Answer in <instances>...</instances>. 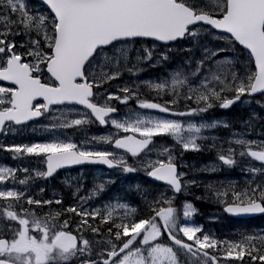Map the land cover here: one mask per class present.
Returning a JSON list of instances; mask_svg holds the SVG:
<instances>
[{
	"label": "rangeland",
	"instance_id": "374dc122",
	"mask_svg": "<svg viewBox=\"0 0 264 264\" xmlns=\"http://www.w3.org/2000/svg\"><path fill=\"white\" fill-rule=\"evenodd\" d=\"M181 1L194 10L213 16H223L226 12V0ZM5 13L7 15L12 13L11 17L16 13V18L12 19L17 24L13 32L7 28L8 24H11V19L4 17ZM55 30V19L43 6H33L28 0H0V50L2 48L7 50L0 54V70L6 68L8 59L15 55L31 66L35 76L47 79L45 64L52 57ZM8 32L19 35L15 42L6 40ZM193 32L195 34L191 35L192 41L184 40L164 46L139 39L120 42L96 54L85 71L89 83L97 87L94 102L103 107L121 105L123 108V114L108 120V128L101 129L99 125L95 127L96 122L91 113L84 109L77 106H62L52 108L38 122L22 127L10 124L4 129L0 135V203L5 200L9 204L8 211H11V214L9 218H5L10 220L8 225L0 219V228L3 224L7 228V232H1V235L10 233V236H20L13 240L10 246L9 256L14 262L49 263L53 259L49 240L54 238L57 232L66 230L73 222L72 215H69L66 207H62V202L58 203L62 200L63 193L54 188V183L47 185L44 182L47 154L75 149L81 154L106 155L122 164L126 170H133L132 165H136L142 170V174H147L153 167L173 163L177 159L170 146L166 142H160L133 163L128 160L126 154L111 147L112 141L125 133L130 132L141 137L169 135L179 140L187 150L195 152L201 150V142L212 140L214 145L221 147L220 149L210 147L218 157L214 160L197 155L191 164L182 163L185 169L181 176L186 178L185 184L188 183V174L192 175L194 171V177L204 173L208 181L206 185L209 187L215 186L222 192L238 191L242 201L251 202L256 200V197L264 199V135L259 136L261 133L251 135L250 122L243 120L238 130L218 137L211 132L226 124V116L205 118L200 121L188 119L185 126H180L181 120L174 119V116L161 115L160 112L148 108L133 109L127 106L128 102L135 104L132 99L129 100L135 95L121 94L131 93L144 86L152 91V94L151 97L144 95L143 101L163 100L169 105L188 101L189 107L192 108L201 105L206 99L209 107H212L228 99V91L234 83L231 80L234 79L237 93L242 98L237 109L249 110L254 104V99L247 94L255 72L250 56L242 54L238 63L242 66L240 68L242 76L237 75V59L233 55L229 37H217L211 34L209 28H197ZM179 54L188 56L192 62L189 64L186 77L176 71L164 72L171 69L164 67L166 65L164 58L168 57L169 64H175L176 61L181 62L177 56ZM158 55L162 56L157 58ZM148 62L153 68L162 67L166 75L142 76L134 80L125 78L126 72L134 73L138 66L142 69ZM195 63L199 66L205 64L199 68L193 66ZM202 70H211V73ZM16 90L14 86L0 82V111L10 107L11 94ZM208 96L213 100H209ZM43 107L44 104L41 102L35 104L36 109L43 110ZM223 167L226 168V175L217 176ZM121 172L123 171L112 172L94 168L79 171L78 174L64 173L57 181L70 186L67 192L74 204L80 197L82 205H88V208L79 206L84 212L104 211L110 220L130 217V223H133L136 207L132 206L125 196L115 198L110 196L114 198V201H111L103 193L108 189V183ZM133 172L135 173L134 170ZM194 182L192 180L190 183ZM170 202L171 197L166 203ZM58 204H61V207H53ZM37 209H42L43 213ZM45 212L50 218L40 219ZM196 212L197 209L192 203H186L179 227L186 239L194 241L202 249L220 248L224 252L227 249H224L225 245H232L229 248H233V243H242L240 249H249L253 252L258 249L256 239H264L258 237L263 235L259 229L251 227L242 228L237 232V236L231 233L224 239L217 238L216 234L199 222ZM220 217L217 214L210 216L209 219ZM20 225L23 227H19ZM260 245L264 247V242ZM221 259L222 264L262 262L261 258L248 259V262H244L241 256ZM116 264L197 263L190 255H184L169 244L160 242L148 248L137 247L125 254Z\"/></svg>",
	"mask_w": 264,
	"mask_h": 264
},
{
	"label": "water",
	"instance_id": "95a60500",
	"mask_svg": "<svg viewBox=\"0 0 264 264\" xmlns=\"http://www.w3.org/2000/svg\"><path fill=\"white\" fill-rule=\"evenodd\" d=\"M44 5L57 22L52 59L46 71L58 84L50 87L33 78L28 65L21 64V58L13 56L5 70L0 71V80L17 86L12 94L11 109L0 112V133L4 126L13 122L25 125L40 119L42 113L33 110V103L45 102V111L51 106L75 104L92 111L94 117L105 126V117L115 113L113 109L93 105L89 99L93 89L87 84L84 69L95 52L118 41L145 39L161 44H171L183 38L189 26L203 23L220 34L230 36L241 48L251 52L257 70L250 96L264 93V0H227V11L221 19L195 13L175 0H34ZM4 52V49L1 50ZM82 80V84L77 81ZM239 99L227 101L222 108L230 109ZM153 142V138H139L133 134L118 138L114 148L127 152L131 157L139 156ZM47 175L59 170H69L83 166H105L108 169L118 165L105 156L80 155L74 150L56 152L46 157ZM177 169L173 165H163L153 169L148 178L154 182L180 188L176 178ZM224 212L232 218H250L264 214V208L257 202L249 205H229ZM162 210L134 233L118 251L107 259L98 260L112 264L143 236L142 246L153 244L161 238L151 225L154 218L162 221L169 241L187 250H193L217 261L209 253L190 244L175 239L168 232L165 214ZM77 238L72 233L62 232L55 245L64 252L77 246ZM8 247L6 240H0V251ZM0 264H13L0 260ZM91 264V263H86Z\"/></svg>",
	"mask_w": 264,
	"mask_h": 264
},
{
	"label": "trees",
	"instance_id": "16d2710c",
	"mask_svg": "<svg viewBox=\"0 0 264 264\" xmlns=\"http://www.w3.org/2000/svg\"><path fill=\"white\" fill-rule=\"evenodd\" d=\"M29 3L33 6H39L42 7L41 5L35 3L32 0H28ZM12 13L7 15L6 13L4 14V17L10 18L11 24H8L7 28L9 31L13 32V28L17 26L16 21H12V19L16 18V13L11 17ZM10 32L7 33L6 40L9 41H16L19 35L17 34H9ZM188 41H192V36H189L187 38ZM201 41L199 40V43ZM194 43L192 42L191 46ZM229 44L232 46V49L237 53L238 58L241 59L242 54L244 55V51H242L233 41L229 40ZM228 84L230 82L228 81ZM230 91H228V94L230 97L236 96L237 92L235 89V86L232 85L230 87ZM254 111V116L251 122V125L253 126V131L252 134H257L261 133L259 136L264 135V101L262 98H258L254 102L253 109ZM251 116V113L249 110L244 109V110H239L236 111V113L232 114V116L228 119V127H227V132L238 128L239 121L242 119L249 118ZM214 152V151H212ZM216 154V152L214 153ZM217 155V154H216ZM132 169L128 170L126 173L125 178L123 179H117L114 189L116 191L113 194V197L117 196H125L126 199L129 200L132 206L136 207V211L134 213V221L136 224H125L124 220L114 218L113 220L106 219L103 217L101 214H98L94 219H90L89 223L85 224L82 226V233L90 240V245L92 250L90 251L93 255L96 254L97 252H103L104 248H107L108 245H114L115 247H120L122 243L129 237V235L136 229V226L144 223V221L150 219L158 210L164 207H170L173 209V211L176 210V207L174 205H168L166 202H155L153 201V197L149 198L152 195H149L148 193L143 195L145 192H142L141 190L144 189L143 187H150L151 184L148 183L146 180L142 181L140 177V170L136 167V165H132ZM140 184V187L138 188V185ZM199 186V185H198ZM194 187V188H198ZM160 189H163L162 187L156 186ZM202 189H209L215 186H207L205 185H200ZM200 190V189H197ZM109 193L105 192L104 195L105 197L108 196ZM147 199H146V198ZM194 199L196 200L197 204L201 207L203 211H214V212H221L222 205L225 203H229L232 201H242L241 198L238 197H233L228 191L222 192L220 191L219 193L211 192V191H206V193H202V195L196 194ZM65 206V205H64ZM59 207V206H58ZM66 209L69 213V215H73L75 218L77 216L74 214V208H70L69 206H66ZM57 210H61V208H57ZM42 212L43 210H39L38 212ZM46 214H43L40 219H49L50 216L45 212ZM11 214V211L7 210V207L5 205H0V216L4 218H9L8 216ZM175 214L167 219V223L169 226L170 231L173 233L175 237H178V231L174 226L175 221L173 220ZM128 221L130 222L129 218ZM133 221V222H134ZM87 220L84 222L86 223ZM248 224L251 225V227L255 228H264V217L259 218V219H254V220H249V221H239V220H230L227 218L223 219V222L220 223V225H216L211 227L213 231L216 232L217 236L219 237V234H222L223 228L226 229L227 232H232L236 228L238 229L239 227H244L243 225L238 226V224ZM238 226V227H237ZM264 242L263 240L256 239L257 242V247L258 249L256 251L252 250L250 251L249 249H240V245L242 246L243 244H237L233 243L234 247L232 245H225L224 249H226L224 252L221 251L220 248L216 250V253L214 254L216 256H223V257H228V256H241L243 258L244 262H248L249 260H253L255 258H261L263 264H264V247L261 246ZM93 244V245H92ZM97 244V245H96ZM223 253V254H222ZM94 258V257H93ZM204 261L205 264H211V261L201 257ZM88 259H92L87 257L86 255L82 256H77L74 260L75 261H88ZM261 262V261H260ZM261 262V264H262Z\"/></svg>",
	"mask_w": 264,
	"mask_h": 264
},
{
	"label": "flooded vegetation",
	"instance_id": "af4514ba",
	"mask_svg": "<svg viewBox=\"0 0 264 264\" xmlns=\"http://www.w3.org/2000/svg\"><path fill=\"white\" fill-rule=\"evenodd\" d=\"M179 156H177V159L175 160V164H177L178 166H179V168H185L183 165H182V163H184L185 161H187V160H189V156H187V155H182L181 157H179ZM89 168H86V169H83V168H81L80 170H72V171H65V172H59L56 176H53L52 178H50L49 180H47V185H51L52 183H54V181H56L57 183H54L53 184V186H56L57 184H60V183H58V181H57V178L58 177H61L64 173L65 174H78L79 173V171H85V170H88ZM58 186V185H57ZM67 188L69 189L70 188V186L69 185H66V184H63V185H59L58 186V190L59 191H61L62 193H63V201H64V199H66V205L67 206H69V207H72V206H74L75 204H74V202L73 201H71V199H70V197H69V195H68V192L65 194V192L67 191ZM56 189H57V187H56ZM187 189V188H186ZM187 191H191L189 188L187 189ZM79 195H81V192L79 193ZM183 199H181V205H183ZM75 203L78 205V207L79 206H84V208H88V205H82V201L80 200V197H79V199H76L75 200ZM180 204V198H178L177 200H176V205H179ZM89 212V211H88ZM90 212H92V210L90 211ZM18 238H20V236H18L17 237V239ZM114 249H116L115 247L113 248V249H110L109 251H112V250H114ZM9 252H10V249H9V251H8V253L7 254H9ZM58 252V251H57ZM73 252L74 251H71L70 253H68V255H66V257H68V256H70V255H72L73 254ZM61 252H58V255L59 256H61V254H60ZM100 256H105V255H100ZM6 260H9V261H12L11 259H9V258H7V256H6Z\"/></svg>",
	"mask_w": 264,
	"mask_h": 264
},
{
	"label": "bare ground",
	"instance_id": "6f19581e",
	"mask_svg": "<svg viewBox=\"0 0 264 264\" xmlns=\"http://www.w3.org/2000/svg\"><path fill=\"white\" fill-rule=\"evenodd\" d=\"M161 56L162 55H158V57H161ZM204 160H206V159H204ZM192 180L195 181V182L194 183H190ZM207 182L208 181H207L204 173H201V174L197 175L196 177H194V171L192 172V175L188 174V183H187L188 186H190L192 184L201 185L202 186V185H205ZM170 197H171L170 194L155 193L153 195V201L160 202V203L161 202H167L170 199ZM171 200H172V198H171ZM66 206L67 205H65L64 207H66ZM211 214H213V213L211 211H209V210L204 212V216H209ZM227 234H228V232L226 231L225 228H223L222 234H219V237L216 234V237L220 238V239H222V238L224 239L227 236Z\"/></svg>",
	"mask_w": 264,
	"mask_h": 264
}]
</instances>
